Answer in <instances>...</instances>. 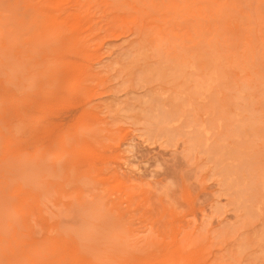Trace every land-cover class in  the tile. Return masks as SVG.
<instances>
[{"label":"rangeland","instance_id":"374dc122","mask_svg":"<svg viewBox=\"0 0 264 264\" xmlns=\"http://www.w3.org/2000/svg\"><path fill=\"white\" fill-rule=\"evenodd\" d=\"M0 264H264V0H0Z\"/></svg>","mask_w":264,"mask_h":264}]
</instances>
